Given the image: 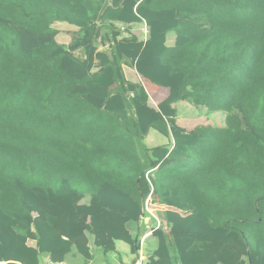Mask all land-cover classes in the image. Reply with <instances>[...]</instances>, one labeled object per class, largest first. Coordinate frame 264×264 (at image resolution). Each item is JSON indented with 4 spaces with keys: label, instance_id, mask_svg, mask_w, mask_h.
<instances>
[{
    "label": "trees",
    "instance_id": "1",
    "mask_svg": "<svg viewBox=\"0 0 264 264\" xmlns=\"http://www.w3.org/2000/svg\"><path fill=\"white\" fill-rule=\"evenodd\" d=\"M182 102L226 125L182 128ZM150 197L146 264H264V0H0V264L138 256Z\"/></svg>",
    "mask_w": 264,
    "mask_h": 264
},
{
    "label": "crops",
    "instance_id": "2",
    "mask_svg": "<svg viewBox=\"0 0 264 264\" xmlns=\"http://www.w3.org/2000/svg\"><path fill=\"white\" fill-rule=\"evenodd\" d=\"M137 25L138 24L133 26V30H131V32H134V27H136ZM55 26H56L55 28H57V30L59 32L56 39H57L58 43H60L62 45L69 46L70 45L69 42L72 43L73 38L78 36L79 28L76 27V26L70 25L68 23H59V22H57L55 24ZM58 26H62V28L64 29L65 33L62 32L58 28ZM133 35L137 36L135 33H133ZM146 40H147V38L144 40V42ZM168 42H169V37H168ZM131 51H132V48L130 49V51H128V56L131 53ZM81 56H83V52H82ZM124 72L126 74L127 80H129L131 82H139V83L143 84V86L145 87V89L147 90V92L150 95L149 96L150 97V103L151 104L153 103L156 106V108L158 107V105L162 101H164L169 96V90L168 89L157 87L156 85H154L151 82L147 81V82H149V84L151 86V87H149L151 89V91H150L149 88L144 83L139 81V80H142V79L140 78V75L134 69L128 68V67H124ZM179 104H177L175 106L176 109H177V113H178V118H177L178 125L181 126L182 128H185L188 131H191V130L195 129V127L199 126V125H195L193 127H190V125H189L190 123L186 124L184 122H182V123L180 122V119L182 120L183 118H182L181 114L179 113V109H178V105ZM145 144L149 148H155V147H158V146L171 145V141H170L169 138L164 137L159 132H157L155 130H150L148 136L145 139ZM147 223H148V221H146V219H143V221H141L139 226H137L135 224L130 225V230H131L132 235L135 236L136 233L139 234L140 231H141L142 225H146L147 226ZM150 226H151V224H150ZM147 231L144 229L143 233L144 232L146 233ZM144 234L143 235L140 234L139 236L143 237ZM122 243L123 242H120V241L116 243L117 252L115 253V255H113V260H114L113 264H121V261L124 264L136 263L137 260H139V259H138V256L134 255L133 253H132V256L130 258V260H131L130 262L131 263L128 262V259H124L123 258V256L121 255V252L125 251L126 249H121L120 250L119 246ZM142 244L143 245H142V248H141V252H142V255H143L144 259L140 262V264H146L148 257L156 250L157 242L154 239H150L149 241L145 240V242H142ZM123 247L124 246L122 245V248ZM98 259H99L100 263H103V259H102L101 256H99ZM67 264H83V263L82 262L80 263V259H79L78 256L77 257L68 256L67 257ZM91 264H95V261H93Z\"/></svg>",
    "mask_w": 264,
    "mask_h": 264
},
{
    "label": "rangeland",
    "instance_id": "3",
    "mask_svg": "<svg viewBox=\"0 0 264 264\" xmlns=\"http://www.w3.org/2000/svg\"><path fill=\"white\" fill-rule=\"evenodd\" d=\"M58 28L62 32L65 33L64 29L62 28V26H58ZM131 33L132 34L135 33L137 35L136 37L139 39L137 45H135V46L133 45V47L135 49L131 51L130 60L133 62L134 59H135V56L137 55V53H138V51L140 49V46H141L142 42H144V40L146 38H148L146 24L145 23L138 24L136 27H134V32H131ZM124 38H130V34H128V33L124 34ZM175 38H176V36H175L174 33H171L169 35L168 44L170 46H172L174 44ZM69 44H71V43L69 42ZM121 44H122L121 46L123 47V49L128 48V44L127 43H121ZM81 54H82V51H76V55L81 56ZM139 81L142 82V80H139ZM150 105L152 107L156 108V106L153 103L152 104L150 103ZM178 109H179V113L181 114V116L183 118L182 120L180 119V122L181 123L184 122L186 124L190 123L189 124L190 127H193L195 125H206V124H211V125H214V126H217V127H224L226 125V114L224 112H217V113H211V114L208 113V115H207L205 110L196 109L192 105H190L189 103H185V102L180 103L178 105ZM146 218H147V221H148L149 217L147 215H146ZM145 226L146 225H142L141 231H144V229L146 228ZM141 238H142V236H141ZM122 245L124 246L123 248H122ZM119 247H120V250L121 249H126L125 251L121 252V255L123 256L124 259H128V262L131 263L130 262L131 261L130 258L132 256L131 247L128 244L124 243V242ZM93 254L95 256V264H113V262H114L113 255H115V253L109 254L108 257L106 258L105 255L103 254V252L100 249H96L95 248L94 251H93ZM99 256L102 257L103 263L99 262V259H98ZM78 257L80 259V263L82 262L83 264H85L84 258H82L79 255H78Z\"/></svg>",
    "mask_w": 264,
    "mask_h": 264
},
{
    "label": "built area",
    "instance_id": "4",
    "mask_svg": "<svg viewBox=\"0 0 264 264\" xmlns=\"http://www.w3.org/2000/svg\"><path fill=\"white\" fill-rule=\"evenodd\" d=\"M146 28H147V34H148V27L146 25ZM152 173V171L148 172L147 174V177ZM165 209V207L163 206H159V205H154L152 203V199L151 197L146 201V204H145V214L150 218L152 219L153 221H155L156 223V229H159L161 227V220L159 219L158 215H157V212L159 211H163ZM147 235H144L142 238H141V248H142V242H145V239H146ZM138 259L136 264H140V262L144 259L143 258V255H142V252L140 250L139 252V255H138Z\"/></svg>",
    "mask_w": 264,
    "mask_h": 264
},
{
    "label": "water",
    "instance_id": "5",
    "mask_svg": "<svg viewBox=\"0 0 264 264\" xmlns=\"http://www.w3.org/2000/svg\"><path fill=\"white\" fill-rule=\"evenodd\" d=\"M144 217V216H143Z\"/></svg>",
    "mask_w": 264,
    "mask_h": 264
}]
</instances>
